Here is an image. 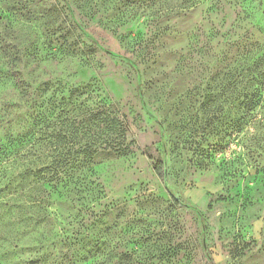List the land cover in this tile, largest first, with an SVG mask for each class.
Instances as JSON below:
<instances>
[{"label":"rangeland","instance_id":"374dc122","mask_svg":"<svg viewBox=\"0 0 264 264\" xmlns=\"http://www.w3.org/2000/svg\"><path fill=\"white\" fill-rule=\"evenodd\" d=\"M33 3L0 0V121L22 117L21 128L30 125L24 117L26 108L16 106L19 89L14 83L29 82L33 90L45 82L70 87L93 80L117 105L127 140L133 141V154L112 157L97 168L108 210L104 204L96 206V218L84 222L72 216L57 220L52 228L59 241L77 244L73 248L77 258L94 254L79 264H124L125 254L130 255V264H264V175L245 168V158L233 162L232 144L218 159L242 170L236 180L223 183L217 169L195 168L189 163L194 150L213 139L206 141L201 133L188 137L180 125L192 115L198 124L204 118L196 112L207 81L203 69L213 67L211 55L218 53L226 26L211 37L205 5L175 17L162 41L165 51H159L155 65L145 66L128 53L121 37L146 33L148 24L142 16L149 14V2L64 0L78 33H83L82 41L92 44L95 53L60 60L45 59L49 57L43 51L41 60L26 67L28 38L34 32L39 36L44 23L33 21L45 12L43 1ZM225 9L232 19L233 10ZM202 45L211 49L210 56L200 58L197 50ZM156 158L164 166L161 179L152 170ZM43 227L44 223L33 222V232L20 241L26 244L12 253L6 252L0 237V264H25L39 234L44 235ZM93 246H98L97 252ZM65 256L54 250L47 260L56 264Z\"/></svg>","mask_w":264,"mask_h":264},{"label":"trees","instance_id":"16d2710c","mask_svg":"<svg viewBox=\"0 0 264 264\" xmlns=\"http://www.w3.org/2000/svg\"><path fill=\"white\" fill-rule=\"evenodd\" d=\"M41 1L44 5L41 10L45 12L33 21H44L43 32L39 36L34 32L28 38L25 66L41 60L43 51L49 57L45 59L92 56L95 47L82 41L83 33H78L77 22L64 0ZM138 1L139 5L149 2V14L142 16L148 24L147 31L138 36L125 34L121 39L128 53L145 66L155 65L160 59L159 51H165L162 41L172 30L175 17L205 5L211 37L218 36L226 26L220 35L222 44L218 53L211 55L215 58L213 67L203 69L207 81L196 112L204 118L199 124L193 115L188 122H180L184 135L201 133L206 141L209 137L213 139L207 146L200 149L198 146L189 163L201 170L217 169L223 183L234 181L242 170L218 159L226 146L232 144L233 162L245 158V168H252L256 176L264 175V0ZM29 2L33 6V0ZM225 8L233 10L232 19L224 13ZM212 16L218 20L211 21ZM39 37L42 40L37 43ZM204 47L197 50L200 58L210 56L211 49ZM13 86L19 89L16 106L22 104L26 108L24 117L30 120V125L21 128L22 117L6 123L0 121L1 241L6 252L20 250L26 244L20 243L21 238L28 231L33 232L31 224L44 223V235L39 234L25 264H52L47 258L54 250L66 255L64 261L56 264H79L94 254L87 252L77 258L73 251L77 244L59 241L52 228L57 220L72 216L84 222L96 218L93 211L96 206L104 204L108 210L97 168L112 157L133 154V141L127 140L124 116L93 80L70 87L45 82L33 90L25 81ZM14 126L16 132L12 130ZM163 167L159 158L152 163L158 179L163 177ZM93 247L97 252L98 246ZM123 259L124 264L131 263L130 255H123Z\"/></svg>","mask_w":264,"mask_h":264}]
</instances>
